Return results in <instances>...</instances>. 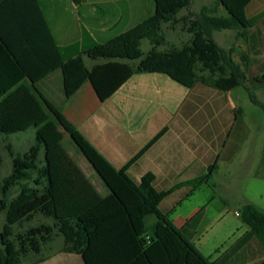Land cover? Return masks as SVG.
I'll use <instances>...</instances> for the list:
<instances>
[{
	"label": "trees",
	"instance_id": "obj_1",
	"mask_svg": "<svg viewBox=\"0 0 264 264\" xmlns=\"http://www.w3.org/2000/svg\"><path fill=\"white\" fill-rule=\"evenodd\" d=\"M0 2V18L6 16L0 20V136L35 130V142L24 154H15L7 147L12 168L0 180V212L5 218L0 232L1 264H39L59 253L78 255L85 264H215L183 229L175 226L170 213L159 210V205L184 185L194 190L209 182L217 164L211 165L203 176L167 190L154 188L152 173L135 183L128 176V169L162 132L126 165L114 168L38 92L34 86L37 79L32 80L31 87L21 84L27 71L10 44L7 36L11 30L7 28L31 27L34 18L36 28L57 56V62L42 76L58 70L65 99L89 82L99 101L104 102L135 74H162L187 89L201 83L229 92L246 87L247 77L233 60L232 50L221 48L213 34L232 30L245 37V31L256 21L245 14L251 0H216L198 14H190L193 19L179 16L190 7L191 0H153L154 10L147 19L66 61L58 54L38 0H32V6L31 0ZM218 9L225 10L226 15L216 16ZM164 26L172 30L180 27L188 36L187 42L170 45ZM144 42L150 47L146 52L142 48ZM83 56L101 63L88 69ZM241 62L246 64L247 57L242 55ZM2 78L9 82L2 84ZM65 135L102 181L107 190L105 196L64 148ZM1 165L0 155V168ZM14 188L18 192L11 197ZM151 215L156 220L148 227L146 218ZM239 216L253 235L264 236L263 211L245 204ZM40 217L50 223L36 222ZM58 237L62 246L54 250Z\"/></svg>",
	"mask_w": 264,
	"mask_h": 264
},
{
	"label": "crops",
	"instance_id": "obj_2",
	"mask_svg": "<svg viewBox=\"0 0 264 264\" xmlns=\"http://www.w3.org/2000/svg\"><path fill=\"white\" fill-rule=\"evenodd\" d=\"M70 2L71 4L64 0L37 2L63 61L123 33L114 34L121 21L127 20L128 25L134 18L137 21L141 19L138 18L137 10L133 11L131 5L126 3L127 0L106 4L94 3L93 0ZM1 4L3 3L0 2ZM67 7L75 13L71 27L66 31L56 30L47 18L46 10L55 13ZM245 14L248 19L256 18L253 26L245 31V37H239L238 31L223 30L218 33L227 39L233 34V42L224 47L216 43L225 50H232V57L235 47L246 51L248 60L253 52H264V0H251ZM5 17L3 14L0 20ZM17 19L21 21L20 18ZM15 26L7 28L11 30L7 37L27 71L21 84L31 87L32 80L37 79L34 86L38 92L114 168H122L162 132L128 169L127 174L135 183H139L145 174L152 173L154 188L159 191L167 190L203 176L220 159L230 161L238 153V142L244 137V127L239 121L240 109L232 103L235 99L231 97L234 90L219 92L201 83L187 89L162 74H135L104 102L99 101L89 82L83 83L70 98L65 99L60 72L56 70L42 76L49 66L57 62V56L42 31L36 28L34 18H31V27ZM149 48L148 45L146 51ZM83 62L88 69L101 63L86 56H83ZM235 62L239 63L237 60ZM8 82L7 79L1 80L2 84ZM209 182L194 190L189 186H182L165 198L159 208L172 196H178L176 203L182 205L198 190L207 187ZM245 204L255 206L251 202ZM256 208L264 212L263 209ZM165 210L168 212H161L170 213L172 219L175 208L171 209L170 204L166 205ZM205 210L207 211L206 206L195 207L184 218L172 221L192 241L201 225L199 218L205 215ZM235 216L240 217L239 213H235ZM240 231L242 232L237 237L233 234L235 241L228 245L217 242L213 245L195 246L215 264H262L264 236L253 235L244 224ZM39 264L85 263L78 255L59 253Z\"/></svg>",
	"mask_w": 264,
	"mask_h": 264
},
{
	"label": "rangeland",
	"instance_id": "obj_3",
	"mask_svg": "<svg viewBox=\"0 0 264 264\" xmlns=\"http://www.w3.org/2000/svg\"><path fill=\"white\" fill-rule=\"evenodd\" d=\"M64 1L71 4L70 0ZM115 1L118 0H93L94 3L99 4ZM215 1L191 0L190 7L182 10L179 16H189L190 19H193V15L190 14H198L201 8L208 7ZM126 3L131 5L133 11L134 9L137 10L138 18L141 19L137 21L134 18V20H130L132 23L129 22L128 25L127 20L121 21L116 26V33L114 31V34H119L136 26L137 22L147 19L154 10L153 0H127ZM46 12L47 18L53 23L56 30L66 31V29H69L71 20L73 16L75 17L74 10L70 7L55 11V13L52 10H46ZM220 15H226L225 10L218 9L216 16ZM83 24L85 23L83 22ZM163 31L170 45L180 46L187 41V35L182 32L180 27L172 30L164 26ZM231 35V38L227 39L216 32L213 37L221 47H224L233 42V34ZM142 48L146 51L148 44L144 42ZM242 55L247 57L246 51H240L238 47H235L232 58L239 62L248 80L246 87L234 89L231 96L235 97L232 103L240 109L239 121L244 127V137L238 142V153L230 161L220 159L208 186L198 190L192 198L183 202L182 205L176 203L178 196H172L165 200L159 208L162 212H168L165 207L171 204V209L175 208L176 210L172 215V219L177 220L179 217L184 218L187 216L195 207L206 206L205 215H201L199 218L201 222L199 230L192 237V242L196 245H213L217 242H222V244L225 242V245H228L230 242H234L235 237L242 232L240 231L242 222L240 218L235 216V213H240V209L246 202H251L256 207L264 210V176H262L264 175V52L262 50L256 53L253 52L246 64L241 62ZM252 98L263 107L253 102ZM34 142V129L8 136H0V155L2 157L0 180L8 176L12 168V160L7 147L10 146L15 154L22 155L29 150ZM63 146L95 189L102 196H105L107 190L102 181L66 135L64 136ZM17 192V188L12 189L11 197L15 196ZM155 220L156 218L153 215L147 217L146 225L151 226ZM36 222L50 223V221L41 217ZM4 223V214L0 212V232ZM233 234H235V237H232ZM61 246L62 239L58 237L52 247L56 250ZM44 253H47V251Z\"/></svg>",
	"mask_w": 264,
	"mask_h": 264
},
{
	"label": "built area",
	"instance_id": "obj_4",
	"mask_svg": "<svg viewBox=\"0 0 264 264\" xmlns=\"http://www.w3.org/2000/svg\"><path fill=\"white\" fill-rule=\"evenodd\" d=\"M238 216V215H237Z\"/></svg>",
	"mask_w": 264,
	"mask_h": 264
}]
</instances>
